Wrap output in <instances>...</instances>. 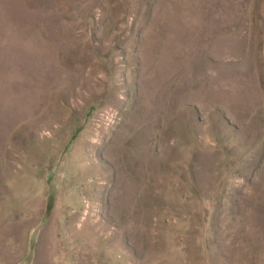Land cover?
I'll return each mask as SVG.
<instances>
[{
    "label": "rangeland",
    "instance_id": "rangeland-1",
    "mask_svg": "<svg viewBox=\"0 0 264 264\" xmlns=\"http://www.w3.org/2000/svg\"><path fill=\"white\" fill-rule=\"evenodd\" d=\"M0 264H264V0H0Z\"/></svg>",
    "mask_w": 264,
    "mask_h": 264
}]
</instances>
